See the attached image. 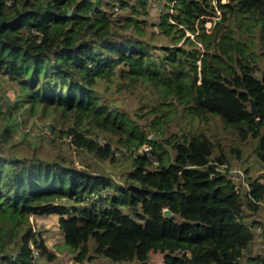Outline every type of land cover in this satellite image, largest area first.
<instances>
[{
	"label": "trees",
	"instance_id": "16d2710c",
	"mask_svg": "<svg viewBox=\"0 0 264 264\" xmlns=\"http://www.w3.org/2000/svg\"><path fill=\"white\" fill-rule=\"evenodd\" d=\"M165 1L150 22V0H0V74L16 90L0 105V264L53 260L31 222L50 214L76 264H149L151 251L164 264H264L243 258L253 238L243 205L264 208V180L241 197L216 170L230 163L224 145L250 136L264 162V0ZM114 89L143 102L132 110ZM34 116L100 160L119 149L126 168L21 153L15 134ZM179 117L168 135L162 124ZM215 118L231 136L207 130Z\"/></svg>",
	"mask_w": 264,
	"mask_h": 264
},
{
	"label": "rangeland",
	"instance_id": "374dc122",
	"mask_svg": "<svg viewBox=\"0 0 264 264\" xmlns=\"http://www.w3.org/2000/svg\"><path fill=\"white\" fill-rule=\"evenodd\" d=\"M227 1L228 0H223V2ZM165 2V0H150V12L145 16V18L150 20V22H154L158 12L164 8ZM113 12L114 15H118L120 13L123 14L118 5L114 7ZM219 18H221V16H219ZM210 26L211 21H208L207 27ZM263 47L264 46L260 42L258 51H262ZM259 65L261 66V69H264V56L260 57ZM1 75L2 74H0V76ZM1 77L4 79H0V105L1 109L5 110L7 105L3 102V100H5L3 99V96L6 94L10 98H15L16 90L14 87H12V82L7 79L5 75H2ZM110 91L111 92H109V95H111V97L115 98L119 102H122L132 110H136L137 107L143 102L142 98L137 94H126L116 90ZM173 106L174 105L170 106V108L174 109ZM53 116L54 115L52 114L50 118H53ZM147 118V122H149L152 118L151 114ZM35 122H37V124H48L50 119H46L45 117L42 119L40 117L34 116L33 118H29L27 120V125L23 126L24 129L21 127L16 132L15 140L19 144L17 148L20 149L21 153H34L47 159H55L57 157L64 156L65 158L72 159L73 162L79 167L96 172L107 170L116 176H119L127 166L123 159L124 154L119 149L115 148L116 155L119 158L118 161L100 160L94 157L91 153L80 150L74 145H71L70 143L66 142V140L56 139L54 134H51L44 126L39 127ZM182 125H184V120H182L180 117L177 120H171L166 125L162 124L163 127L168 128V135L172 132L178 131ZM206 127L210 133L217 134V136L232 135V130H230L221 120H219V118L212 120V123H209L206 125ZM23 140L32 142L33 144L29 145L27 142L23 143ZM226 141L231 142V140H225V142ZM257 144L258 139L256 137L250 136L243 142L238 141V139H234V143L232 142L230 145L229 143H226V145H224L225 151L230 160V165L228 164V166L230 168L234 166L236 169L241 168L244 172V177H242V179L244 178L248 180V178L258 177L260 180H264V162L260 160L259 155L256 153ZM235 146H238V153V150H233ZM226 176L228 179L230 178L228 175ZM242 179L240 182H242ZM236 188L241 192L243 191V188H241L239 185H237ZM244 210L249 212V215L245 213L246 218L243 220L246 224L250 225V228L253 232V238L250 241L249 247L244 249L243 258L247 259L250 255H260L261 257H264V208L254 212L253 209H247V204L245 203ZM31 222L34 226V229L40 231L45 242L49 245L50 250L55 254L54 259L51 261L45 257L40 258V264H76L74 259L75 253L73 249L64 241L63 232L59 227L58 214L38 215L37 217L32 215ZM33 250L35 254L38 253L34 246ZM14 251L16 252L17 249H14ZM87 264H109V261L103 257H95ZM149 264H164V253L160 251H151Z\"/></svg>",
	"mask_w": 264,
	"mask_h": 264
},
{
	"label": "built area",
	"instance_id": "2783aa9c",
	"mask_svg": "<svg viewBox=\"0 0 264 264\" xmlns=\"http://www.w3.org/2000/svg\"><path fill=\"white\" fill-rule=\"evenodd\" d=\"M229 163H217L216 164V169L220 172H224L226 173L230 179L233 181L234 185H235V189L236 191L240 194L241 193V197H244L246 194L245 192H251V184H250V180L248 178V180L246 179H242V177H244V172L242 171L241 168H237L232 166L231 168L228 166ZM230 165V164H229ZM242 179V182H240ZM237 180V181H236ZM239 185L241 188H243V191L241 192L239 189L236 188V186ZM245 204L243 205L244 208Z\"/></svg>",
	"mask_w": 264,
	"mask_h": 264
},
{
	"label": "water",
	"instance_id": "95a60500",
	"mask_svg": "<svg viewBox=\"0 0 264 264\" xmlns=\"http://www.w3.org/2000/svg\"><path fill=\"white\" fill-rule=\"evenodd\" d=\"M251 109H252V112H253L255 115H258V114H259L258 109H257V106H256V103H255L254 100H252V102H251ZM164 215H165V216H172L173 213H172L168 208H166V209L164 210Z\"/></svg>",
	"mask_w": 264,
	"mask_h": 264
},
{
	"label": "clouds",
	"instance_id": "9594fccd",
	"mask_svg": "<svg viewBox=\"0 0 264 264\" xmlns=\"http://www.w3.org/2000/svg\"><path fill=\"white\" fill-rule=\"evenodd\" d=\"M217 170V169H216ZM218 171V170H217ZM220 172V171H219ZM221 173H223V174H225V175H227L226 173H224V172H221ZM230 179V178H229ZM251 178H249V180H250ZM251 183V182H250ZM245 204V203H244Z\"/></svg>",
	"mask_w": 264,
	"mask_h": 264
}]
</instances>
